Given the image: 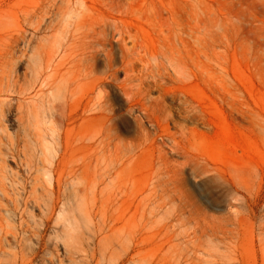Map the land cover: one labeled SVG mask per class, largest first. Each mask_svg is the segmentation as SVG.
<instances>
[{
  "label": "rangeland",
  "instance_id": "obj_1",
  "mask_svg": "<svg viewBox=\"0 0 264 264\" xmlns=\"http://www.w3.org/2000/svg\"><path fill=\"white\" fill-rule=\"evenodd\" d=\"M42 1L0 0L3 68L22 85L39 65L36 52L57 62L71 38L66 23L45 17L39 25L24 14L22 7ZM90 1L99 13L123 5L119 22L138 24L135 51L121 56L110 25L111 66L100 44L84 50L79 37L68 50L65 67L75 58L77 73L86 63L94 69L76 87L78 98H91V120H78L71 133L90 138L89 173L81 174L79 148L72 199L63 186L54 206L49 196L40 206L27 198L24 168L16 182L4 180L0 264H264V0ZM162 5L181 26L165 12L162 21L145 17ZM101 37L95 33L92 44ZM61 79L55 73L44 87L56 102ZM64 126L59 139L48 130L47 140L65 160ZM16 130L11 120L9 132Z\"/></svg>",
  "mask_w": 264,
  "mask_h": 264
},
{
  "label": "bare ground",
  "instance_id": "obj_2",
  "mask_svg": "<svg viewBox=\"0 0 264 264\" xmlns=\"http://www.w3.org/2000/svg\"><path fill=\"white\" fill-rule=\"evenodd\" d=\"M122 6L123 5L120 3H113L111 10L107 13L104 12L105 14L97 12L98 10L95 7L94 2H91L90 0H43L40 5L37 6L22 7L25 15L37 16V23L39 25H41L45 17L47 18L45 19L47 24L50 23L52 19H56V21L61 23H66L69 27L68 32L71 38L69 39L70 41H68V44L66 43L67 45H64V41H62L64 48L62 47V44H60L63 48V53L60 59L57 58V62L55 61L56 59H53L56 62V67L54 68L51 65V62L53 61L51 54L46 53V51H43V55L40 52L37 54V50H35L36 56L40 57V59H38L40 62L39 65H37L38 67H35V69L31 70L29 73H25V77L28 75V83L26 85L19 83V74L16 71H10L11 69L7 70L3 68V66L6 64L5 53L7 54V52L0 48V68H3L0 70V194L4 197H9L10 195L7 187L5 186L4 180H6L8 177L12 178V180H15L16 182L19 177L18 169L22 167L24 168L26 177L21 178V189L24 192L26 185H28L29 189L27 190V198H32L34 204L37 206H40V200H44L45 196H49L47 198L52 200V206H54L57 202V199L61 197L60 193L63 186L66 187V191H68V195L71 198V196L74 194V181L79 170L75 164L74 153L79 148H81L84 152V171L81 170V174L83 172H86V174L89 173V167L91 165L90 138H87L86 142L82 139L76 141L75 138L71 136V133L74 131L76 122H78V120H82V124L88 123L91 120L89 115L86 114L90 111L91 98L89 95L85 97V93L82 94L81 98H78L76 94V87L82 80L81 76L83 78L89 77L90 73H93L94 69L92 65L90 66L86 63V66H83L82 68L85 73H77L76 70L73 69L75 67L78 68L76 59H69L70 61H68V66L66 65L67 67H65L64 57L69 54L68 50H70V48H73L77 45L79 41L78 38L80 37V39H83V44L86 45L84 46V50L90 48L96 49V46L100 44L103 50L102 52H104L105 55L106 64L107 66H111L112 48L108 46V38L106 37V28L109 25L113 27L115 34L113 36H115V40H117L119 43L121 56L125 58L127 51H131V53H133L136 48L138 24L135 22H119L117 13L122 12ZM164 12L168 14V16L165 18L168 19V17H170L173 20L172 23H174L175 26H181L179 21L174 20L175 18L173 11L166 5H162V7L159 6L152 13L150 12V14L145 15V17L149 20L151 18H157L158 21H162ZM192 19L194 22L193 26L196 28V31L199 30L202 23V17L200 13L197 12L194 16H192ZM32 33L34 34L33 31ZM45 33H47L46 30ZM95 33L102 34V37L99 38L95 44H92V42L95 41L94 38H92ZM44 36L45 35H43L41 38H44ZM63 39H65V37ZM127 39L131 40V46H127ZM65 41L67 42V40ZM31 47H29V49ZM34 49L35 48H33V51ZM41 55L43 58H41ZM82 58H84V60L87 58L88 60V55L85 53L84 57ZM62 65H64L63 67L65 68V71H61ZM55 73H57L63 81L60 88V97L62 98V103L60 100L58 101L59 103L54 101L56 100L54 99L55 97L52 98L54 93L51 94L52 96H49L44 91V87H47V85H50L52 82H50V78L53 77ZM95 79L98 80L100 77L94 78V80ZM49 87L48 88L51 89V86ZM82 97L85 98L86 101L83 109L81 108L80 112V105L78 101H80ZM54 102L57 103H55L56 105L60 103L61 104L58 107L54 104ZM53 119H57L59 123H55L52 126H47V123H52ZM11 120H13L17 126V130L14 134L9 132V123ZM62 124H65L63 127V133L65 135L64 152L67 154L65 160L64 156L61 158V154H57V152L52 149V146L47 140L48 130L51 131L52 135H55V137L59 139V136L62 135V131H60V129H62ZM8 159L9 161L11 160L16 164V169L7 166L6 163ZM100 164L98 168L101 167ZM112 173L113 171H111V175ZM98 184L100 183L98 182ZM112 184L107 186L112 187ZM70 198H68V200ZM26 209L27 207L24 206L23 210Z\"/></svg>",
  "mask_w": 264,
  "mask_h": 264
}]
</instances>
